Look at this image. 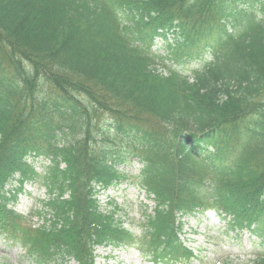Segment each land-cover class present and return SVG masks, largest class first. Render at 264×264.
<instances>
[{
	"label": "trees",
	"instance_id": "trees-1",
	"mask_svg": "<svg viewBox=\"0 0 264 264\" xmlns=\"http://www.w3.org/2000/svg\"><path fill=\"white\" fill-rule=\"evenodd\" d=\"M216 1L0 0V236L35 264H93L91 245L125 243L120 207L103 212L96 195L129 157L155 202L141 237L154 260L191 255L181 218L197 210L253 226L264 245V1L223 17L234 15L229 33L209 21ZM156 28L173 29L181 46L208 29L212 59L192 80L163 74L141 46ZM32 154L51 161L41 176ZM17 174L20 184L40 176L54 194L53 218L37 228L7 208Z\"/></svg>",
	"mask_w": 264,
	"mask_h": 264
},
{
	"label": "rangeland",
	"instance_id": "rangeland-1",
	"mask_svg": "<svg viewBox=\"0 0 264 264\" xmlns=\"http://www.w3.org/2000/svg\"><path fill=\"white\" fill-rule=\"evenodd\" d=\"M264 0H217L215 6L211 7L209 21H220L225 23L228 28V33L232 31L233 16L230 15L229 21L223 20V17L228 16L229 12L240 10L243 8L247 11L258 12L261 3ZM258 16H260L258 14ZM234 23V22H233ZM207 25V24H206ZM205 25V26H206ZM217 36L216 32H212ZM223 34V33H222ZM193 36H198L196 47L207 52L206 50L214 51L216 45L210 41L209 30L202 28L198 33H193ZM161 47L162 43L157 42ZM155 46V49L157 48ZM157 52L166 55L163 48ZM216 52V51H215ZM198 51L196 53V56ZM192 63L185 67V71H190L193 68L200 67L197 60L192 59ZM173 67V64L170 63ZM50 165L49 160L37 158L33 162L34 171L43 175L45 170ZM140 165L133 161L129 165L124 166L125 170L136 172ZM15 179L18 176H14ZM47 181L40 177V181L26 182L19 190L18 183L13 180L6 190L11 193L15 191L16 199L7 205L15 213L27 215L29 222L37 223L36 214H40L38 219H43L44 214L47 219H52V212L45 206L41 209V204L47 203L50 197ZM53 197V196H52ZM63 195V198H66ZM98 199L102 208L105 209L110 201L116 203L120 209L121 220L124 227L133 235V245L111 249V247H94L96 254L95 264H161L154 263L150 256L146 255L140 248V236L143 229V210L147 205V213L152 212L154 202L145 196L143 189L130 183H122L115 187H109L106 191H100ZM41 209V210H40ZM30 213V214H29ZM222 216V215H221ZM223 217V216H222ZM225 219L219 218L213 211L198 212L195 216H188L183 219L182 239L183 246L192 252L188 257L189 260H182L178 264H256L257 257L264 254V248L259 245V239L247 230H230L229 224L226 223L230 219L229 215L224 216ZM41 224V222L39 223ZM50 224L49 222L46 223ZM37 228V224H34ZM76 264L73 260L66 262L54 261L50 264ZM0 264H34V262L25 256L24 250L15 244H11L3 237H0Z\"/></svg>",
	"mask_w": 264,
	"mask_h": 264
}]
</instances>
